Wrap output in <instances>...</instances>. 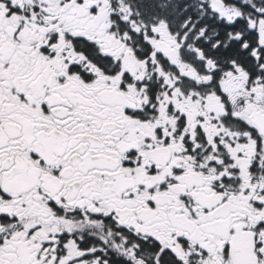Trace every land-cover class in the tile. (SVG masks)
I'll return each instance as SVG.
<instances>
[{"label": "snow or ice", "instance_id": "6c2138e0", "mask_svg": "<svg viewBox=\"0 0 264 264\" xmlns=\"http://www.w3.org/2000/svg\"><path fill=\"white\" fill-rule=\"evenodd\" d=\"M0 264H264V0H0Z\"/></svg>", "mask_w": 264, "mask_h": 264}]
</instances>
